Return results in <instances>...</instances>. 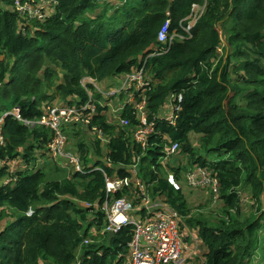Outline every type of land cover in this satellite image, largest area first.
I'll use <instances>...</instances> for the list:
<instances>
[{"label": "trees", "instance_id": "trees-1", "mask_svg": "<svg viewBox=\"0 0 264 264\" xmlns=\"http://www.w3.org/2000/svg\"><path fill=\"white\" fill-rule=\"evenodd\" d=\"M15 1L0 0V120L15 109L20 117L0 128V264L130 263L134 226L111 237L102 206L106 178L135 185V167L152 201L177 213L182 234L186 226L199 242L196 264H250L264 236V0H57L26 35ZM193 6L204 11L191 35L160 44L167 22L170 35H185ZM143 67L150 123L173 94L183 97L176 126L156 120L146 147L133 139L141 126L133 105L121 112L129 122L122 126L100 103L119 107L123 96L82 85L90 78L111 91ZM88 91L97 105L91 126L104 138L83 125L64 128L84 173L54 177V132L21 121L40 120L57 99L84 106ZM175 143L186 163L174 158L167 170L162 161ZM199 169L218 183L217 192L209 188V211L190 206L180 184ZM113 198L141 203L128 189Z\"/></svg>", "mask_w": 264, "mask_h": 264}, {"label": "built area", "instance_id": "built-area-1", "mask_svg": "<svg viewBox=\"0 0 264 264\" xmlns=\"http://www.w3.org/2000/svg\"><path fill=\"white\" fill-rule=\"evenodd\" d=\"M118 3V0H106L110 4L114 2ZM58 5L57 0H42V1H30V0H16L14 7L17 13L25 21L22 24V33L27 34V29H32L33 21H45L49 17V9ZM204 7L193 6L192 15L186 19L187 25L183 26V32L185 35L173 33L170 35V22H167L159 34V43L170 46L176 39H186L191 35V31L196 25L198 19L202 15ZM218 52L221 49L217 50ZM86 79V82H85ZM82 81V85L86 88L89 85H93L95 91L108 97H126L125 103L122 106L117 107L111 112L112 114L120 113L115 119L120 122L122 126H128L127 120L120 118L121 112L127 105H133L134 115L138 117L141 123L140 129L133 134V139L138 143L146 147L148 137L155 133L156 124L158 122H166L170 126L175 127L179 113L182 109L181 104L183 97L181 93L173 94L165 113L156 117L155 120L150 123L146 108L147 98L146 91L150 85V82L146 78L145 68L138 69L131 74L125 76L119 85L111 91H100L96 89L95 81L90 78H85ZM89 100L81 107H63L59 101L48 106L45 114L40 120L36 122L21 121L25 126L34 127L36 125L50 129L54 132V138L49 144L48 156L51 160L57 162L58 160H64L69 166L78 173H84L80 158L76 157L70 151L67 150L69 145L68 136L64 132V128L68 126L83 125L90 128L91 134H96L98 139L102 140L104 135L102 131L91 126L93 117L97 115V105L94 101L91 91H88ZM102 106H105L102 102ZM109 107H112L108 104ZM111 116L110 112H107ZM8 116H13L19 119V110L15 109L12 113L6 114L0 120V128L3 125L4 119ZM4 144V138L0 132V145ZM179 144L175 143L166 149L165 158L174 157L179 153ZM163 160V161H164ZM136 167L133 170L135 175V185L131 183L129 178H106V199L102 206V210L105 212L109 226L107 232L118 233L123 227L133 225L134 226V239L131 244L132 254L129 264H184L187 260L186 249L188 252L190 249L183 242L182 232L180 229L182 220L177 213L171 211L162 202H153L145 187L141 184L137 176ZM185 181L192 188H213L214 192H217V181L208 176L203 170L198 171L190 170L184 175ZM16 181L14 178L7 180L5 183L9 184ZM170 182L179 189V186L175 183L174 176L170 177ZM124 189L130 190V194L136 195L141 203L137 207H133V204L127 199L114 200L113 196L123 191ZM33 212H30L32 216Z\"/></svg>", "mask_w": 264, "mask_h": 264}, {"label": "rangeland", "instance_id": "rangeland-1", "mask_svg": "<svg viewBox=\"0 0 264 264\" xmlns=\"http://www.w3.org/2000/svg\"><path fill=\"white\" fill-rule=\"evenodd\" d=\"M116 3L117 2L115 1L114 4H116ZM219 53L221 54V51ZM85 82H86V79H85ZM95 85H96L97 90L106 91L105 90L106 87L104 88V85H100L97 82H95ZM95 94H98V93L95 91ZM103 99H105V98L103 97ZM57 100H59V99H57ZM57 100L54 103H57L58 102ZM125 101H126V97H124L123 99L120 100L121 105L119 104L118 106L119 107L122 106V104L125 103ZM103 103L105 104V107L107 108L106 112H110L112 119L115 120V117L116 116L118 117L120 115V113H117V114L111 113V112H113L114 109L117 108V106L115 105V102H106L104 100ZM108 104H110L112 107H109ZM70 145H71V142H69V145L67 147H69ZM66 151H69V148H67ZM174 158L177 159L178 162H180V163H186L185 157H183L182 155L180 156L178 153L177 155H175V157L171 156V158L162 161L163 167L168 170L170 168L169 161L173 160ZM40 160H42V162L45 161V159H42V158H40ZM53 162H54V164L55 163L58 164V165H56V167L58 169L60 168L62 170L60 172H57V168L54 167L55 165H52V168L50 167L48 170L50 173H52V175H54V177H56V176L60 177L64 174L68 175L71 172V170H73L71 167H69L67 165V163L64 160H58L57 162H55V161H53ZM168 173H169V180H170V177L173 176V173H171V172H168ZM180 184L186 190V192H188L191 195L188 198V202H189L190 206H192L194 208H199L201 206V207H203V209L207 207L206 209L208 211L210 210L209 209V202H208V205H206V200L209 197V191H210L209 188H207V187L206 188H192L187 184V182L185 180L181 181ZM244 202L247 204L248 199L245 198ZM263 225H264V223H263ZM182 237H183V241H184L185 245L190 249L189 252L186 249L185 254H186L187 260L184 264H196L197 262L201 261L202 260V258H201V255H202L201 250L202 249L200 247V244L197 241V239L193 236V233L188 228H186V226H184V232L182 234ZM187 238L190 239L189 242H186ZM263 250H264V236L261 238V243L259 245V248L256 250V252H255L256 254L253 257L252 262L250 264H264V251ZM127 263L129 264V262H127ZM248 264H249V262H248Z\"/></svg>", "mask_w": 264, "mask_h": 264}, {"label": "crops", "instance_id": "crops-1", "mask_svg": "<svg viewBox=\"0 0 264 264\" xmlns=\"http://www.w3.org/2000/svg\"><path fill=\"white\" fill-rule=\"evenodd\" d=\"M30 1H32V0H30ZM33 1H37V2H39V1H42V0H33ZM51 9H49V11H50ZM264 251V250H263Z\"/></svg>", "mask_w": 264, "mask_h": 264}, {"label": "water", "instance_id": "water-1", "mask_svg": "<svg viewBox=\"0 0 264 264\" xmlns=\"http://www.w3.org/2000/svg\"><path fill=\"white\" fill-rule=\"evenodd\" d=\"M110 236H111V237H113V236H114V234H113V233H110Z\"/></svg>", "mask_w": 264, "mask_h": 264}, {"label": "clouds", "instance_id": "clouds-1", "mask_svg": "<svg viewBox=\"0 0 264 264\" xmlns=\"http://www.w3.org/2000/svg\"><path fill=\"white\" fill-rule=\"evenodd\" d=\"M186 25H187V24H186ZM182 27H183V26H182ZM182 27H181V28H182ZM182 30H183V29H182ZM191 32H192V31H191ZM178 34H179V33H178ZM179 40H180V39H179Z\"/></svg>", "mask_w": 264, "mask_h": 264}]
</instances>
